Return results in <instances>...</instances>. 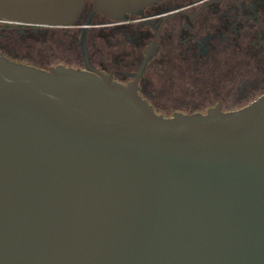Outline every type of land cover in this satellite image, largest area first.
I'll list each match as a JSON object with an SVG mask.
<instances>
[{
    "label": "water",
    "instance_id": "obj_1",
    "mask_svg": "<svg viewBox=\"0 0 264 264\" xmlns=\"http://www.w3.org/2000/svg\"><path fill=\"white\" fill-rule=\"evenodd\" d=\"M158 1L94 0L115 19ZM85 2L0 17L68 26ZM0 264H264V95L165 117L134 84L0 53Z\"/></svg>",
    "mask_w": 264,
    "mask_h": 264
},
{
    "label": "flooded vegetation",
    "instance_id": "obj_2",
    "mask_svg": "<svg viewBox=\"0 0 264 264\" xmlns=\"http://www.w3.org/2000/svg\"><path fill=\"white\" fill-rule=\"evenodd\" d=\"M52 37L67 39L77 52L76 60L60 64L136 85L165 117L235 111L264 95V0H160L125 19L96 11L94 0H86L68 26L0 17L1 54L9 56L6 48L29 38ZM177 101L190 106L168 105Z\"/></svg>",
    "mask_w": 264,
    "mask_h": 264
},
{
    "label": "rangeland",
    "instance_id": "obj_3",
    "mask_svg": "<svg viewBox=\"0 0 264 264\" xmlns=\"http://www.w3.org/2000/svg\"><path fill=\"white\" fill-rule=\"evenodd\" d=\"M31 44V46L29 45ZM7 53L13 59L23 61L26 63H32L33 61H40L42 64L48 66H56L60 63H69L77 59V52L69 49L67 46V39L63 42L59 41L57 37L41 39H28L21 46L16 48H6ZM169 106L174 107H188L190 103L173 102L169 103Z\"/></svg>",
    "mask_w": 264,
    "mask_h": 264
}]
</instances>
